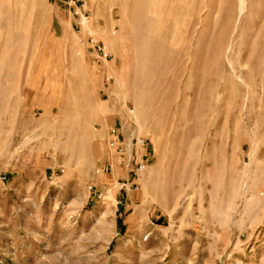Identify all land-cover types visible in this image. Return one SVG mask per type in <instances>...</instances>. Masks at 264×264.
Returning <instances> with one entry per match:
<instances>
[{
    "label": "rangeland",
    "instance_id": "rangeland-1",
    "mask_svg": "<svg viewBox=\"0 0 264 264\" xmlns=\"http://www.w3.org/2000/svg\"><path fill=\"white\" fill-rule=\"evenodd\" d=\"M0 264H264V0H0Z\"/></svg>",
    "mask_w": 264,
    "mask_h": 264
},
{
    "label": "built area",
    "instance_id": "built-area-1",
    "mask_svg": "<svg viewBox=\"0 0 264 264\" xmlns=\"http://www.w3.org/2000/svg\"><path fill=\"white\" fill-rule=\"evenodd\" d=\"M96 51L103 58H108L109 53L106 51L104 46L100 44L96 45ZM113 76L110 75L109 79ZM133 112V110H131ZM106 142L108 147L114 151V154L118 156H123L126 158L128 163L131 166L130 170H143L144 163L142 160L136 161V157L138 156V152L144 146L145 142L142 138L134 136L131 133L126 135L124 127L121 126H112L108 129ZM134 161H136L135 167H133ZM117 166L116 161L111 157V159L107 160H99V164L97 167L98 172H108L111 170H115Z\"/></svg>",
    "mask_w": 264,
    "mask_h": 264
},
{
    "label": "crops",
    "instance_id": "crops-1",
    "mask_svg": "<svg viewBox=\"0 0 264 264\" xmlns=\"http://www.w3.org/2000/svg\"><path fill=\"white\" fill-rule=\"evenodd\" d=\"M127 134L128 133L126 132V135ZM144 153L145 152L142 151V149H140V155H138L139 156L138 159H140L141 156L143 157ZM114 160L117 163L115 170H130L131 169L132 164L130 165L124 157L119 156L118 158H114Z\"/></svg>",
    "mask_w": 264,
    "mask_h": 264
}]
</instances>
